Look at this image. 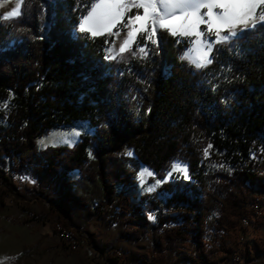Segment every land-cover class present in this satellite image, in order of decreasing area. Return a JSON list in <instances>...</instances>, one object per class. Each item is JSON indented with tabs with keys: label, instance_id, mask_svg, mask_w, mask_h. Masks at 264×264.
<instances>
[{
	"label": "trees",
	"instance_id": "trees-1",
	"mask_svg": "<svg viewBox=\"0 0 264 264\" xmlns=\"http://www.w3.org/2000/svg\"><path fill=\"white\" fill-rule=\"evenodd\" d=\"M89 3L24 0L18 15L0 21V192L20 195L15 176L28 174L37 181L30 190L68 223L80 228L82 221L112 216L121 222V239L151 237L157 249L134 255L140 264H170L174 250L187 244L191 253L178 258L219 264L209 257L206 238L237 230L236 249L251 234L240 222L248 201L264 193V21L215 44L212 63L201 68L182 58L185 37L160 28L106 59L113 34L93 38L77 30ZM79 122L92 134L72 146L39 149V137ZM128 149L160 180L175 161L187 164L189 178L164 181L157 191L169 196L167 205H187L185 211L166 214L157 193L135 204L117 191L118 184L136 183V170L112 167ZM86 232V241H95ZM255 243L238 249L245 259L264 255ZM219 245L225 264L234 249Z\"/></svg>",
	"mask_w": 264,
	"mask_h": 264
},
{
	"label": "rangeland",
	"instance_id": "rangeland-1",
	"mask_svg": "<svg viewBox=\"0 0 264 264\" xmlns=\"http://www.w3.org/2000/svg\"><path fill=\"white\" fill-rule=\"evenodd\" d=\"M17 3L18 0H0V16L10 11ZM201 11L203 13L206 9H202ZM124 12V17L111 29V33L114 37L106 49L108 56H115L119 53L121 44L124 39L128 38L126 34L129 29L124 28L123 24L127 22V17L129 15L127 9H125ZM261 13H264V5L254 6L253 10L249 13L251 17L249 24L258 21ZM1 20L2 19H0V21ZM205 27V25L201 24L200 30H204ZM240 28L241 25L237 24L234 30L238 31ZM116 32H119V35H115ZM104 33L108 32L105 31ZM143 33L145 32L141 31L136 34L135 38H128L130 43L125 49L139 42V35ZM223 34L225 33L222 32L221 35ZM177 35L187 39L188 46L186 47L185 54L189 53L193 57H197L198 55L200 57L203 56V52L200 50L201 45L199 43L196 45L190 43V41L197 39L194 34L183 36L180 35L178 31ZM209 35L211 39H215V36ZM203 39L204 37L200 38L201 41H203ZM140 47H144V45L140 44ZM110 49L111 53H109ZM92 132L93 130L89 128L86 123L79 122L70 127L54 128L47 134L39 137L37 139V144L39 149L57 145L72 146L80 139L81 134H92ZM74 133L79 134L73 135ZM129 153H131V155H129ZM259 161L264 165V152H261ZM177 162L181 165L180 170L173 169L174 164ZM185 166L187 169L186 172L182 170ZM112 167L116 171L120 170V172L122 167L137 171L135 184L129 186L118 184L116 186L117 191L129 196L133 203L142 204V198L145 195L157 193L158 199L162 201L163 205H166V208H164L166 214L177 216L181 211L187 209V205L177 202L167 205L165 200L169 199V196L164 195L162 192H157L164 181L179 177L189 178L186 163L175 161L172 165V169L168 172V176L160 180L156 177L155 172L151 168L139 163L132 150L128 149L114 159ZM142 172L144 175L141 178ZM148 173H151V175ZM71 177L75 180L78 179V172H72ZM15 181L20 195L16 196L4 190L0 192V264H140L133 258L134 255L144 252L152 255L153 250L157 249V244H155L151 237H145L139 242L121 239L119 237L121 222H114L112 216L110 219H103L102 217L96 216L89 221H82L83 223L80 228H78L74 223H68L57 209L49 206L45 198L39 197L30 190L31 187L37 185V181L32 176L28 174L16 175ZM157 181H160V183H157ZM149 187H152L154 190L148 191ZM247 196L250 197V194H247ZM163 205H160V207ZM146 211H148L149 219L156 223L154 212L149 210ZM57 221H61L70 226L72 233H75L79 238L81 245L78 250H69L58 239L54 229ZM178 221L180 222L181 219ZM175 223V221L171 222L173 225ZM236 227L239 228L238 223ZM86 230L94 234L96 242L92 240V243H88L86 241V237L88 236ZM256 230H259L257 241H259L260 249L264 251V219L257 223ZM236 233L237 230L227 233L225 237L218 236L213 239L207 237L205 240V248L210 255L209 257L217 259L219 260V264H223V261L225 262L223 258L225 257L219 245L220 241H223L227 248L234 249L237 244ZM157 236H163V231L161 229L157 231ZM96 243H98V246ZM247 245V238H240L239 244L237 248L232 251V254L239 248L245 251ZM115 250H119L121 253L115 256L117 259L110 260L109 258L112 257L109 255V252ZM181 253L183 256L184 253H191L189 244L183 246L181 249L177 248V250H174L170 264H191L187 260L178 258V255ZM252 254L255 256L259 255L256 252ZM247 262L248 261L244 262V264ZM225 264H228V259ZM256 264H264V261L260 260Z\"/></svg>",
	"mask_w": 264,
	"mask_h": 264
},
{
	"label": "snow or ice",
	"instance_id": "snow-or-ice-1",
	"mask_svg": "<svg viewBox=\"0 0 264 264\" xmlns=\"http://www.w3.org/2000/svg\"><path fill=\"white\" fill-rule=\"evenodd\" d=\"M23 2L24 0H18L10 11L0 16V19L6 20L18 15ZM256 5H264V0H90L86 5L87 11L80 17L77 30L93 38L105 31L112 34L111 29L124 17V10L135 7L142 11L128 16L127 22L123 24L124 28L129 29L126 34L128 38H135L141 31L147 33V38H151L158 28L167 29L174 36L178 31L183 36L194 34L197 39L190 43L193 45L199 43L203 56L193 57L186 53L182 58L201 68L212 63L215 44L226 43L238 35L234 30L237 24L241 25V30L249 26L255 27V23L249 24L251 19L249 13ZM202 9L206 11L202 13ZM259 20L264 21V13L259 15ZM201 24L206 26L204 30H200ZM222 32L225 34L221 35ZM209 34L215 36V39H211ZM115 35H119V32ZM201 37H204L203 41L200 40ZM128 38L121 44L120 52H124L125 47L129 45ZM144 51L143 47H139V52L144 53ZM106 59H115V56L109 55ZM205 154L207 155V149ZM173 169L180 170V163L174 164ZM182 170L186 172V166ZM143 175L142 172L141 178ZM153 190L152 187L148 188V191Z\"/></svg>",
	"mask_w": 264,
	"mask_h": 264
},
{
	"label": "built area",
	"instance_id": "built-area-1",
	"mask_svg": "<svg viewBox=\"0 0 264 264\" xmlns=\"http://www.w3.org/2000/svg\"><path fill=\"white\" fill-rule=\"evenodd\" d=\"M264 210V193H255L250 197V201L247 204V212L242 215L240 222H244V228L250 229L251 234L247 235L248 251L254 247L257 240L258 231L255 227V220H263ZM58 239L65 245L66 248L72 251H76L80 248L81 242L75 233H70V226L61 221H57L54 226ZM227 235V234H223ZM119 250L109 252L111 257L120 255ZM196 258L195 264H207V260L203 258ZM258 262H247L245 264H256Z\"/></svg>",
	"mask_w": 264,
	"mask_h": 264
},
{
	"label": "bare ground",
	"instance_id": "bare-ground-1",
	"mask_svg": "<svg viewBox=\"0 0 264 264\" xmlns=\"http://www.w3.org/2000/svg\"><path fill=\"white\" fill-rule=\"evenodd\" d=\"M185 19H187V18H185ZM263 212H264V210H263ZM257 221L258 220H255V224H256ZM242 224L244 225V222H242ZM70 233H72V229L71 228H70ZM246 261H248V262H253V261L258 262L259 259H256L255 257L245 259L241 255L239 250L234 252L232 255L231 254L228 255V264H244V262H246Z\"/></svg>",
	"mask_w": 264,
	"mask_h": 264
},
{
	"label": "crops",
	"instance_id": "crops-1",
	"mask_svg": "<svg viewBox=\"0 0 264 264\" xmlns=\"http://www.w3.org/2000/svg\"><path fill=\"white\" fill-rule=\"evenodd\" d=\"M240 29H241V28H240ZM257 257H258V259L264 261V260H263V258H264V257H263V254H259V255H257ZM260 260H259V261H260ZM259 261H258V262H259Z\"/></svg>",
	"mask_w": 264,
	"mask_h": 264
}]
</instances>
